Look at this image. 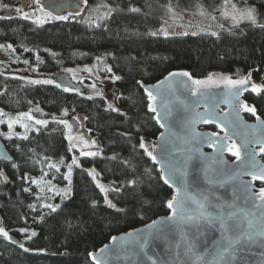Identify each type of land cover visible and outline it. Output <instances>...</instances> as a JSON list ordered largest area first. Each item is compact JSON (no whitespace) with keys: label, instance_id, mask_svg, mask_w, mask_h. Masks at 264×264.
I'll use <instances>...</instances> for the list:
<instances>
[{"label":"trees","instance_id":"trees-1","mask_svg":"<svg viewBox=\"0 0 264 264\" xmlns=\"http://www.w3.org/2000/svg\"><path fill=\"white\" fill-rule=\"evenodd\" d=\"M239 1L264 13V0ZM169 2L181 8L198 2L218 8L224 0H87L81 15L43 25L19 15L0 16L7 17L0 19V43L13 45L18 59L11 65L37 66L41 71L55 73L90 65L99 57L121 77L117 81L120 99L116 105L120 111L114 112L104 98L89 99L83 94L85 90L65 92L0 72V110L6 113L0 117L4 121L0 123V139L12 147L16 165L14 168L0 162V227L23 245L19 247L0 236V264H92L89 255L114 236L170 214L167 201L174 191L159 179L157 167L139 147L143 140L149 150L148 140L153 141L161 132L155 114L148 109L150 102L141 84H155L175 71L188 72L198 80L209 75L239 79L253 71L255 82L264 85V28L243 22L237 27L219 28L217 36L204 31L181 35V31L165 37L159 30L170 18ZM103 5L113 11L108 18L98 20L107 11ZM131 8H139L140 12H132ZM258 23H264V16ZM153 32L158 34L153 36ZM38 103L50 114L65 110L78 113L102 140L100 155L83 157V165L73 166L71 193L67 198L62 199L54 192L41 194L37 185L22 179L25 175L37 180L43 177L57 189L68 186L63 178L67 173L64 165L71 163L74 150H69L62 124L51 122L42 127L28 122L31 131L25 133L17 123L11 130L12 138H7L9 118L15 119ZM243 103L256 108V116L243 110L248 121L257 116L264 118V91L259 95L246 93ZM203 129L222 133L212 125ZM25 134L28 139H21ZM45 157L49 159L45 161ZM227 157L236 160L230 152ZM261 157L264 161V154ZM61 159L64 165L59 172L46 166ZM123 160H130L135 172ZM92 168L111 183L139 178L138 191L125 188L120 193H108V199L121 211L105 203L104 193L85 171ZM44 172L48 176L44 177ZM261 185L257 183L258 188ZM138 193H143L142 199ZM37 194L44 198L37 200ZM43 204L59 207L52 212ZM33 231L36 236L29 238Z\"/></svg>","mask_w":264,"mask_h":264},{"label":"water","instance_id":"water-1","mask_svg":"<svg viewBox=\"0 0 264 264\" xmlns=\"http://www.w3.org/2000/svg\"><path fill=\"white\" fill-rule=\"evenodd\" d=\"M41 6L45 11L51 12L53 16L77 17L82 14L85 3L82 0H41ZM98 71L105 74L107 69L103 65H99ZM181 72L183 71L172 73ZM251 73V82L257 83L253 78L254 72L251 71ZM170 74L155 84H141L144 92L145 88H148L157 94L156 108L160 114V123H157L156 113L154 114L161 132L156 139L151 141L152 154L157 157V160L153 162L154 165L161 175L165 172L174 174L175 186H167L174 191V196H177L178 200L184 196L183 189L186 181L190 195L204 193L209 196L212 204H234L236 209H250V203H245V197L249 194L245 186L251 183L253 189L258 190L257 183L264 184L259 180L252 181L251 175L247 174L252 171L248 166V149L256 153V163L264 165L257 143L259 140H264V118L259 117V121L257 118L254 121H248L244 116L243 108L239 107V102H243L244 95L251 91L242 92L238 102L228 95V88L220 83L202 89L198 95L194 96L191 92L193 85L187 77L170 78ZM54 82L60 87L72 88L74 92H84V87L74 82L68 74L58 73ZM165 105L171 110V115L167 119L164 118ZM185 105L188 107L186 108ZM193 107L194 111H192ZM237 112L239 117L236 115ZM208 113L213 115L210 123H204L196 115L204 116ZM194 119L196 123L192 124L191 121ZM71 123L75 125L74 121ZM161 124H164L165 127H161ZM208 125L220 130L224 129L221 130V134L216 133V136L211 137L213 140L219 141L227 132L238 146L251 142L248 143V149L241 147L242 159L239 162L230 161L227 157V150L221 156L217 150L208 146L207 137L214 133L211 130L203 129ZM193 127L195 132L203 135L194 136L191 131ZM217 148H219V143ZM221 159L226 164H219ZM0 162L8 165L15 162L14 156L1 139ZM181 172H186V176H182ZM225 180L228 182L223 183ZM178 191L179 195H177ZM169 211L168 216L154 220L163 222L161 224L153 225V221L128 233L114 236L108 244L89 255L90 262L95 264L93 256L97 260L102 259L104 264H153V261L155 264H205V262H211L213 257L210 252L213 244L220 239L218 226H202L203 235L199 237L194 250L196 255H193L187 252L186 243L192 240L195 229L185 227L184 231L188 233V236L182 239L181 232L167 221L172 210L169 209ZM208 211L215 214L217 210L209 207ZM150 225H153L154 235H156L157 227L163 231L159 233L160 238L150 242L146 250L148 254L144 255L145 250L138 247V240L139 237L149 232ZM11 242L19 247L22 244L14 236L11 237ZM178 243L180 244L179 248L176 247ZM101 249L104 251L102 252ZM199 257H203V259H199ZM233 264H264V247H261L259 243L251 246V251L241 252Z\"/></svg>","mask_w":264,"mask_h":264},{"label":"snow or ice","instance_id":"snow-or-ice-1","mask_svg":"<svg viewBox=\"0 0 264 264\" xmlns=\"http://www.w3.org/2000/svg\"><path fill=\"white\" fill-rule=\"evenodd\" d=\"M33 3L35 4L37 10L40 12L39 16H36L35 12L29 13L24 11L22 8H16V13L20 14V18L24 20H31L33 23L37 25H42L48 20H67L68 17L66 16H53L51 12H46L44 10V7L41 6V0H33ZM84 3H87V0H84ZM31 6V5H30ZM4 7H8L7 5H4ZM107 9L106 12H104L102 15L98 16L97 19H106L108 18L113 9L109 8L107 5H103ZM198 8V14L200 16H207L210 15L206 12V10L201 5H197ZM168 13L170 14V18L173 20V25H168L167 27H162L159 30V33H162L165 37L169 36L168 27H174L175 21L177 19H183V14L181 12H177L176 9L173 7L171 2L167 5ZM130 11L132 12H140L139 8H131ZM221 15L225 19H230L232 21V26L237 27L241 22L247 21L253 26H259L261 28H264V23H258L257 20V12L255 7H244V8H238L235 3L232 2V0H224L223 6L220 9ZM261 16H264V13L261 14ZM7 17H0V19H5ZM213 20L216 19L215 16L211 17ZM165 25H167V21H165ZM97 27L99 24L97 23ZM188 26H191V21H189V25H179L181 28H186ZM223 27V25H221ZM157 32L151 33V35L155 36L157 35ZM181 35H189V32L187 30L182 31L179 33ZM192 35H197L198 33L196 31H193L191 33ZM210 35L217 36L218 33L211 32ZM7 48L10 51H14L11 44L8 45H0V48ZM26 51L28 49H25ZM37 59L39 60V57L37 56ZM100 59L99 57L97 58ZM25 63H28V61H24ZM90 71V70H89ZM108 71L110 72L111 69L109 68ZM251 75L252 73L249 72L246 76H243L239 79H232L231 77L227 76H219L214 77L213 75H209L207 79L205 80H198L193 79L192 76L188 72H181V73H171V77L176 76H182L187 77L188 80L191 81V84L193 87L191 88L192 95H198L202 89H207L210 86L218 85L220 83H223L228 88V95L239 102V96L242 92L245 91H251L252 93H255L259 95L262 91H264V85L257 84L251 82ZM121 77L114 76L113 80L117 81L120 80ZM33 83H44V84H53L54 81L52 80H44V81H33ZM139 83V81L137 82ZM183 83V82H182ZM56 87H60L59 84L56 85ZM95 88V85L92 86ZM65 92L74 91V89L65 87L63 89ZM145 92L147 93L149 105L148 109L149 111L156 113V120L157 123H160V114L157 112L156 108V99L157 94L154 93L152 89L145 88ZM158 92V89H157ZM97 95H101V93L97 92ZM91 99V97H89ZM109 109H111L114 112H119L120 110L113 105H108ZM187 108L188 106L185 105ZM239 107L243 108L244 111L251 113L253 116H256V108L254 106H250L247 103L239 102ZM166 111L164 114V118L167 119L171 115V110L167 108V105H165ZM36 111H40V109H36ZM192 111H194V107L192 108ZM67 115V112L64 113ZM6 113H4L2 110H0V117L5 116ZM121 115H124L121 113ZM197 118L199 120H202L204 123H210L212 122L213 115L212 113H208L207 115L201 116L199 114H196ZM237 117H239V113H236ZM56 123L58 124H64L65 127L68 129V135L66 139L69 141V150L71 151L73 148H80V155L81 156H87V157H95L100 155V150L97 149L96 151H85V148L91 149L95 148L97 145V141L95 140H86L82 135L81 136H73L72 135V125L68 124L67 121L64 120H56L55 117H53ZM257 120L259 121V117L257 116ZM4 121L0 119V123H3ZM28 122H33L35 125H40L42 127H46L48 124L47 120L44 119H35L31 112L27 113H21L18 115L15 119L9 118L8 120V129L9 133L7 134V138H12V128L14 124L19 123L21 127L25 129V133L28 131H31V125ZM192 124L196 123V120L191 121ZM161 127H165L164 124H161ZM224 130L223 128L221 129ZM192 133L194 136H201L203 134L195 132L194 127L192 128ZM216 133H212L210 137H207L208 146L212 147L214 150H217L220 155H223V152L227 150L231 153L233 157L236 158V161L239 162L242 159V152L241 147H244L245 149H248V143L246 142L242 146H238L234 139H232L231 136L228 135L227 132H225L224 137L220 138L219 141L213 140L211 137L216 136ZM21 139L27 140L28 136L25 134L21 137ZM74 141H78V143H74ZM227 141H231L230 143H226ZM219 143V148H217V144ZM259 145V153L264 154V140L257 141ZM139 147L141 149H144L145 153L152 159L153 162L157 160V157L152 154L151 151L148 150V148L145 146V143L143 140L139 142ZM255 155L256 153L248 149V158H249V167L252 169V171L248 172V175H251L252 181H262L264 182V165L257 164L255 161ZM7 159V158H5ZM49 158L45 157L44 160L47 161ZM112 159H116V157H112ZM39 162V161H37ZM122 163L125 166H131L132 171L135 172V165L131 164L130 160H123ZM219 164L224 165L226 164L225 161L222 159L219 160ZM64 165L63 159H61L58 163H52L48 162L47 167L51 169H55L56 172L60 171V166ZM67 167V173L64 174L63 178L68 182V186L64 189H57L54 185L51 184L50 180H45L43 177L41 179H30L26 175L22 177L26 182H29L31 184H35L40 188V193L47 192H54L56 195H60L63 198H67L71 193V183H72V171L73 166L80 167V163L78 159L74 156L71 160L70 164L64 165ZM12 167H16L15 163L12 164ZM85 171L88 172V175L92 177L94 181H96V186L100 189L102 193H104V199L105 203L110 208H115L117 211H121V209L116 208V205L112 203L111 200L108 199V193L114 192V193H120L125 188H132L134 190L139 189V185L141 181L139 178H132L124 181L121 184H117L115 181H113V185L115 186H105L97 181L98 173H96L95 169H85ZM146 174L147 170H146ZM2 175V173H0ZM182 176H186V172H181ZM43 176H48L47 172L43 173ZM231 178V177H230ZM55 179V177H53ZM160 180L163 181L165 185L175 186V180H174V174L165 172L160 177ZM212 183V181H209ZM228 181L225 180L223 183H227ZM246 191L249 193L245 197V203H250L251 208H239L236 209V206L234 204H223V203H217L212 204L211 200L209 199V196L204 193H200L199 195H190L188 192V185L185 181L184 184V196L182 199H177V196H173L172 199L167 201V207L172 210L171 216L167 217V221L170 222L171 225L175 226L177 230L181 232L182 239L187 238L188 233L184 231L185 227H190L195 229V235L193 236L192 240L190 242L186 243V250L188 253H191L193 255H196L195 249L197 247V241L201 235H203L202 226L203 227H215L218 226L220 230V239L216 241L213 244L212 250L210 254L212 255L213 259L211 262H205V264H233L234 261L237 260L238 255L241 252L245 251H251V246L259 243L261 247H264V184H262L258 190L253 189V186L251 183L247 184L245 186ZM25 192H28V188H24ZM41 194H37V200H41L42 197ZM139 197L143 198V193H138ZM179 195V191L177 193ZM93 205H95V202H93ZM43 207L49 208L52 212H56L59 205H53V204H43ZM209 207L215 208L217 211L214 213L209 212ZM191 209V211H189ZM227 209V210H226ZM35 210V209H33ZM43 217H41L42 219ZM163 222H153V225H158ZM153 225L149 226V232L144 234L143 236L139 237L138 240V247L141 250L144 251V255H147V249L149 247L150 242L153 239H158L159 233L163 231V229L157 227L155 229L156 235L153 234L152 228ZM171 230V229H170ZM21 232H27V229H21ZM131 236V233L129 234ZM0 236L4 237L5 240H8L11 242V237L9 236L8 232L3 228L0 227ZM36 236V233L33 231L30 234V237ZM20 247H23L21 244ZM176 247L179 248L180 244H176ZM25 251H28L27 248L24 249ZM103 252L104 249H101ZM199 259H203V257H199ZM93 260L95 261V264H104V261L102 259L97 260L95 256H93ZM153 264H155V261H153Z\"/></svg>","mask_w":264,"mask_h":264},{"label":"rangeland","instance_id":"rangeland-1","mask_svg":"<svg viewBox=\"0 0 264 264\" xmlns=\"http://www.w3.org/2000/svg\"><path fill=\"white\" fill-rule=\"evenodd\" d=\"M233 3L237 5L238 8H244V7H251L248 6L239 0H232ZM4 5H7L8 7H4ZM31 5V6H30ZM197 5L203 6V8L206 10L207 13L210 15L207 16H200L198 14V8ZM223 4L219 6L218 8H208L202 3H194L191 6L188 7H177L174 6L177 12H181L183 14V19H177L175 21L174 27H168V31L170 34L181 32V31H204V32H216L219 28H221V25L223 27H231L232 26V21L230 19H225L221 15L220 9L222 8ZM16 8H22L24 11L33 13L35 12L36 16L40 15V12L37 10L35 4L33 3V0H0V16H10V15H19L16 13L15 9ZM47 12V11H46ZM257 12V20L258 22L262 21V16L260 11L256 8ZM66 17H69V15H64ZM215 16L216 19L213 20L211 17ZM56 20H48L46 23L49 22H54ZM189 21H191V26H188L186 28H181L179 25H189ZM247 22V21H244ZM243 23V22H241ZM43 25V24H42ZM168 25H173V20L169 18L167 20V25H163L162 27H167ZM161 27V28H162ZM10 43H0V45H8ZM13 47V45H12ZM14 51L8 50L6 47L5 48H0V72L4 74H8L9 76L13 77H19L22 78L26 81H29L31 84H42V85H49V84H44V83H33V81H44V80H52L54 81L55 76L58 73H65L68 74L72 79H74L75 82L78 84H81L85 88V93H83L87 97H102L104 98L107 103L116 105L119 103L120 99V91L118 90L117 87V81L113 80L114 76H118L115 74L113 71H108L109 66L106 62H104L103 59L97 60L96 62L86 65L84 67H78L75 69H68L64 70L61 72H44L41 71L37 66H30V67H15L11 65V62H16L18 61L17 55L15 48L13 47ZM103 65L106 69L107 72L105 74H102L98 71V66ZM90 70V71H89ZM95 85V88L92 86ZM97 92L101 93V95H97ZM40 109V111H36V109ZM43 108L39 107L36 105L34 108H32V112L34 114V117L37 115L38 112H42V117L41 119L44 120H54L53 118L49 117V113H47ZM65 112L61 114H55L57 120H74L77 121V118L74 117L76 114L73 112L71 113L67 112V115L64 114ZM37 119V117H35ZM72 135L73 136H83L81 133H77L75 130L72 128ZM84 137V136H83ZM95 140V139H91ZM97 141V140H95ZM74 143H78V141H74ZM7 148L10 150L12 153V147H10L8 144H6ZM101 142L97 141V145L95 148H85V151H96L97 149L100 150L101 147ZM74 150V156L78 159L80 165L82 164V158L86 156H81L80 155V148H73ZM149 151H153V148L150 147ZM95 169V168H92ZM96 173H98L97 176V181L105 186H114L113 183L109 181L103 180L101 174L95 170Z\"/></svg>","mask_w":264,"mask_h":264},{"label":"flooded vegetation","instance_id":"flooded-vegetation-1","mask_svg":"<svg viewBox=\"0 0 264 264\" xmlns=\"http://www.w3.org/2000/svg\"><path fill=\"white\" fill-rule=\"evenodd\" d=\"M16 78H17V79H21L22 81H25V82L30 83L29 81H26V80H24V79H22V78H19V77H16ZM72 80L74 81V79H72ZM74 82H75V81H74ZM76 83H77V82H76ZM30 84H31V83H30ZM77 84H78V83H77ZM33 85H36V84H33ZM37 85H42V84H37ZM56 85H57V84L54 82L53 84L43 85V86L56 87ZM57 88H59V89H64L63 87H57ZM84 90H85V88H84ZM36 105H38V106L41 108V105H40L39 103L36 104ZM36 105L31 106L27 111H25V112H23V113L31 112L32 115H33V117H34V114H33V112H32L31 109L34 108ZM42 110H43V109H42ZM65 111L71 113V115L73 114V111H71V110H65ZM65 111H64V112H65ZM48 115H49L50 118H53V117L56 118V116H54L55 114H50V113H49ZM35 117H37V119H41V117H42V112H38L37 115H36ZM35 117H34V118H35ZM74 117L77 118V121H74V120H73V121L75 122V125H73V124L71 123L72 120L67 121L68 124L72 125L73 130H75L77 133H81V134H83V136H84V138H85L86 140L91 141V139H95V140H97V141H102V140L100 139L99 136L95 135L94 132H93L92 130H90V129L86 126V124L84 123L82 117H81L78 113H76V114L74 115ZM56 120H57V118H56ZM65 121H66V120H65ZM51 122H55V120H52V121L48 120V124H47V126H48ZM37 126H40V125H37ZM47 126H46V127H47ZM62 126H63V134H64V137H65V140L68 141V139H66V137H67V135H68V129L65 127L64 124H62ZM148 141H152V140H148Z\"/></svg>","mask_w":264,"mask_h":264}]
</instances>
